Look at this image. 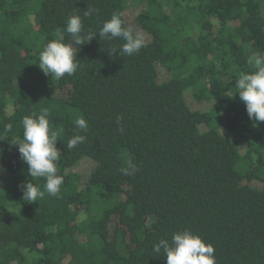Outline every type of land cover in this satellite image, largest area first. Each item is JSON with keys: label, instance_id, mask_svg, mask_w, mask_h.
<instances>
[{"label": "trees", "instance_id": "1", "mask_svg": "<svg viewBox=\"0 0 264 264\" xmlns=\"http://www.w3.org/2000/svg\"><path fill=\"white\" fill-rule=\"evenodd\" d=\"M129 1L146 37L138 53L111 54L124 41L97 35L74 75L39 69L69 16H81L87 42L113 12L129 26ZM256 53L264 0H0V264H165L153 245L184 229L213 245L216 264H264V122L230 98ZM186 95L210 107L192 110ZM43 109L64 183L28 202L32 178L11 142ZM81 116L87 132L75 129ZM74 134L86 140L68 149ZM86 159L82 177L73 170ZM129 159L139 170L125 176Z\"/></svg>", "mask_w": 264, "mask_h": 264}, {"label": "clouds", "instance_id": "2", "mask_svg": "<svg viewBox=\"0 0 264 264\" xmlns=\"http://www.w3.org/2000/svg\"><path fill=\"white\" fill-rule=\"evenodd\" d=\"M95 9L86 11L85 16L92 15ZM84 30L80 15L72 14L68 17L63 32L57 33L54 39L49 40L38 55V67L45 75L55 76L57 80L66 74L72 76L79 68L77 53L80 46L95 39L112 41L121 39L124 43L117 50L111 49V54L119 56H131L138 53L145 45L142 32L134 31L132 27L125 26L122 14L113 12L110 19L103 22L98 33L88 32L82 35ZM71 37L70 42H65V34ZM76 46H79L77 49ZM249 63L252 71L241 72L235 79V87L232 88L230 98L238 93L239 99L245 104L246 113L250 120L264 122V54H253ZM119 119V118H118ZM75 129L87 132L89 124L81 116L75 122ZM23 132L12 140L16 145L20 158L27 164L28 175L31 181H25L22 185V198L28 202H36L45 194L55 197L60 192L64 183V177L58 174L57 165L60 151L56 147L58 133L50 128L49 111L43 109L40 114L25 116L22 120ZM11 131V125L6 127ZM86 136L74 134L67 142L68 149L84 143ZM127 166L120 169L125 176L134 175L139 169L138 165L129 159ZM34 178H44L43 189L36 185ZM156 256L163 255L165 264H216L214 247L206 242L203 237L189 229L178 230L171 235V239H160L153 245Z\"/></svg>", "mask_w": 264, "mask_h": 264}, {"label": "rangeland", "instance_id": "3", "mask_svg": "<svg viewBox=\"0 0 264 264\" xmlns=\"http://www.w3.org/2000/svg\"><path fill=\"white\" fill-rule=\"evenodd\" d=\"M140 11V9L138 7H134V4L129 1L127 3V9L125 11V17H126V20H127V23L130 27L133 28L134 31H136L137 29V26L135 25V17L136 15L138 14V12ZM144 38H146L144 36ZM165 78V74L163 73H160V79H164ZM186 101L189 105V107L192 109V110H206L210 107V103L207 102V103H198V102H195V100H193L189 95H186ZM92 162L90 160H82L79 162V164L74 168V172L80 174L82 177H85L86 175H88L91 167H92Z\"/></svg>", "mask_w": 264, "mask_h": 264}]
</instances>
